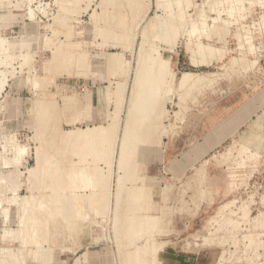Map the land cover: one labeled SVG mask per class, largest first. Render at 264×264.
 Returning <instances> with one entry per match:
<instances>
[{
	"label": "rangeland",
	"instance_id": "rangeland-1",
	"mask_svg": "<svg viewBox=\"0 0 264 264\" xmlns=\"http://www.w3.org/2000/svg\"><path fill=\"white\" fill-rule=\"evenodd\" d=\"M0 1V264H264V0Z\"/></svg>",
	"mask_w": 264,
	"mask_h": 264
},
{
	"label": "bare ground",
	"instance_id": "bare-ground-1",
	"mask_svg": "<svg viewBox=\"0 0 264 264\" xmlns=\"http://www.w3.org/2000/svg\"><path fill=\"white\" fill-rule=\"evenodd\" d=\"M4 1H5V0H4ZM72 1H73V0H72ZM0 3H1V1H0ZM159 3H161V2H159ZM4 4H5V3H4ZM2 5H3V3H2ZM161 5H162V4H161ZM161 5H160V6H161ZM158 6H159V5H158ZM153 25H154V24H153ZM152 27H153V26H152ZM146 28H147V27H146ZM149 28H150V27H149ZM149 28H148V29H149ZM147 31H148V30H147ZM147 31H146V32H147ZM143 32H144V31H143ZM146 34H147V33H146ZM147 36H148V35H147ZM0 41H1V40H0ZM143 41H146V40H144V38H143ZM146 42H147V41H146ZM143 43H144V42H143ZM147 43H148V42H147ZM1 44H2V43H0V48H1V46H2ZM142 45H143V44H141V46H142ZM145 45H146V43H145ZM143 47H144V46H143ZM143 47H142V48L140 47V48L143 49ZM149 48H150V47H149ZM145 49H146V48H145ZM142 51H145V50H142ZM142 51H141V53H142ZM141 53H140V54H141ZM143 53H144V52H143ZM152 53H153V52H152ZM156 53H157V52H156ZM199 53H200V52H199ZM144 54H145V53H144ZM195 54H196V52H195ZM209 54H210V53H209ZM151 56H152V55H151ZM195 56H196V55H195ZM156 57H157V56H156ZM156 57H154V58H156ZM109 58H110V57H109ZM112 58H114V57H112ZM139 58H140V57H139ZM148 58H149V57H148ZM159 58H160V57H159ZM201 58H202V57H201ZM105 59H106V58H105ZM110 59H111V58H110ZM141 59H142V58H141ZM145 60H146V58H145ZM158 60H159V59H158ZM200 60H202V59H200ZM203 60H204V59H203ZM109 61H110V60H109ZM116 61H117V60H116ZM140 61H141V60H140ZM150 61H152V60H150ZM153 61H154V60H153ZM112 62L115 63V60H113ZM112 62H110V63L113 64ZM145 62H146V61H145ZM160 63H161V61H160ZM160 63H158V65H162V64H160ZM138 64H139V63H138ZM141 64H142V63H141ZM141 64H140V65H141ZM156 64H157V63H156ZM163 64H164V63H163ZM103 65H104V64H103ZM140 65H139V66H140ZM144 65H145V64H144ZM144 65L142 64V66H144ZM158 65H156V66H158ZM166 65H167V64H166ZM164 66H165V64H164ZM199 66H200V65H199ZM204 66H205V65H204ZM104 67H105V66H104ZM152 67H155V66L153 65ZM160 67H161V69H164V70H165V68H162L163 66H160ZM194 67H195V65H194ZM138 68H139V67H138ZM140 68H141V67H140ZM143 68H145V67H142L141 69H143ZM167 68H168V67H167ZM141 69H140V70H141ZM147 69H148V67H147ZM151 69H152V68H151ZM151 69H150V67H149L148 70L150 71ZM158 69H160V68H158ZM148 70H146V68H145L146 73L148 72ZM155 70H156V72H157V69H154V71H155ZM133 71H134V70H133ZM151 71H152V70H151ZM154 71H153V72H154ZM159 71H160V70H159ZM143 72H144V71H142V73H143ZM133 73H134V72H133ZM138 73H140L139 70H138ZM146 73H145V74H146ZM150 73H151V72H150ZM160 73H161V72H160ZM165 73H166V72H165ZM136 74H137V73H136ZM145 74H144V77L146 78ZM148 74H149V72H148ZM157 74H158V73H157ZM1 75H2V74H1ZM138 75H139V74H138ZM138 75H137V76H138ZM165 75H166V74H165ZM139 76H142L141 79H142V82H143V78H144V77H143V74H142V75L140 74ZM139 76H138V77H139ZM147 76H149V79H150V80L147 79L148 77L146 78V80H145V78H144L145 81H144L143 83H145L147 80L150 81V82L152 81L151 83H153V85L150 84V83H149L148 85L151 86L150 88L152 89V91H154V88H155V86H156V85H155L156 82L153 81V79L156 80V81H157V79H156V78H151V76L155 77L156 75H155V74H154V75H150V74H149V75H147ZM160 76H162V74H161ZM160 76H159V77H160ZM0 77H1V76H0ZM164 77H166V76H164ZM191 77H192L191 74H188V73L184 74L183 77H182V80H181L182 85L185 84L187 81H189ZM139 79H140V77H139ZM141 79L138 80V81H141ZM151 79H152V80H151ZM158 79H161V78H158ZM135 80H136V79H135ZM159 81H160V80H159ZM162 82H164V81H162ZM122 83H124V82H122ZM126 83H127V82H126ZM138 83H140V82H138ZM138 83H137V85H138ZM143 83H142V85H144ZM146 83H148V82H146ZM154 83H155V84H154ZM3 84H4V83H3ZM157 84H158V82H157ZM0 85H1V84H0ZM119 85H120V84H119ZM142 85H141V86H142ZM154 85H155V86H154ZM135 86H136V84H135ZM135 86H134V87H135ZM141 86H140V87H141ZM146 86H147V85H146ZM149 86H147L146 89H147V88L149 89ZM119 87H120V86H119ZM119 87H118V88H119ZM136 87H137V86H136ZM138 87H139V85H138ZM144 87H145V86H143L142 88H144ZM118 88H117V89H118ZM156 88H157V87H156ZM133 89H134V88H133ZM136 89H137V88H136ZM151 89H150V91H151ZM119 90H120V89H119ZM129 90H130V89H129ZM137 90L139 91V89H137ZM137 90H136V92H138ZM144 90H145V88L143 89V91H144ZM143 91H140V94H141V95H145V94L142 93ZM147 91H149V90H147ZM147 91L145 90L146 93H147ZM120 92H121V91H120ZM128 92H129V91H128ZM154 92H157V91L155 90ZM117 93H118V92H117ZM152 93H153V92H151V93H149V94L151 95ZM161 93H162V92H161ZM147 94H148V93H147ZM147 94H146V95H147ZM153 94H154V96H155V93H153ZM153 94H152V95H153ZM115 95H117V94H115ZM117 96H118V95H117ZM133 96H136V97H134V99H135V98H138V97L140 98V95L138 96V94H137V95H133ZM137 96H138V97H137ZM127 97H128V96H127ZM143 97H144V96H143ZM150 97H151V96H149V98H148V100H147L146 102L149 103V102H151L153 99H155V98L153 97V99L151 98V100L149 101ZM132 98H133V97H132ZM139 98L136 99V100H139ZM141 98H142V96H141ZM141 98H140V99H141ZM146 98H147V97H146ZM117 99H118V98H117ZM119 99H120V98H119ZM136 100H134V101H135L136 103L139 104V101L137 102ZM144 100H145V99L143 98V101H142V102H145ZM135 102H134V103H135ZM142 102L140 101V103H142ZM68 103H69V102H68ZM132 103H133V102H132ZM148 103H147V104H148ZM138 104H137V105L135 104V105H136L135 108H137V106H140L139 108H142V106H143V108H144V107H145L144 105H146V108H147V107H148V108L150 107V106H147V104H144V103H142V106H141V104H140V105H138ZM143 104H144V105H143ZM150 104H152V103H150ZM159 104H160V103H159ZM72 106H73V105H72ZM132 106H133V105H132ZM151 106H152V105H151ZM68 107H69V106H68ZM133 107H134V106H133ZM152 107H153V106H152ZM148 108H147V109H148ZM137 109H138V108H137ZM137 109H136V111H137ZM147 109H146V110H147ZM153 109H154V108H153ZM133 110H134V108H133ZM133 110H132V111H133ZM141 110H142V109H141ZM146 110H145V112H146ZM139 111H140V110H139ZM139 111H138V112H139ZM129 112H130V111H129ZM133 112H134V111H133ZM149 112H150V109H149ZM149 112H147L148 115H149ZM117 113H118V115H119V112H117ZM130 113H131V112H130ZM130 113H128V114H130ZM133 114H135V113H133ZM133 114H131V117H132ZM136 114H137V113H136ZM140 114L142 115V116H141L142 119L139 117V120H141V122H139V120H138V118H137L138 115H139V113H138L136 119L132 117L133 120H134V119H135V120H138V122H135V120L133 121V124H134V125L131 124V125H133V126L135 127L134 129H137L136 127L139 126L140 123H142V122L144 123V121H143V120H145V119H143L144 109H143V114H142V113H140ZM151 114H152V111H151V113H150V116H152ZM148 115H147V116L145 115V117L148 118ZM128 116H129V115H128ZM135 116H136V115H135ZM139 116H140V115H139ZM150 116H149V117H150ZM123 117H124V116H123ZM145 117H144V118H145ZM129 118H130V116H129ZM151 118H152V117H151ZM151 118H149L148 123H149L150 121H152V120H150ZM130 119H131V118H130ZM127 120H128L127 122H130V121H131L130 123H132V120H130V121H129V119H127ZM146 120H148V119H146ZM146 120H145V121H146ZM118 121H119V120H118ZM130 123H129V124H130ZM138 123H139V125H137ZM143 123L141 124V127H145V126H147V128L150 127L149 125H147V124H145V123H144L145 126H142ZM153 123H154V122H153ZM126 124H127V123H126ZM129 124H127V125L129 126ZM151 124H152V123H151ZM131 125H130V126H131ZM135 125H137V126H135ZM125 126H126V125H125ZM128 126L125 127L127 130H129V129H128ZM130 126H129V127H130ZM116 127H117V126H116ZM116 127H115L114 129H116ZM151 127H152V126H151ZM91 128H92V127H91ZM125 128H124V129H125ZM131 128H132V129H131L132 131L130 130V132H129V131L127 132V131L124 130V132H126V133H124V135H123L124 137L122 138V141H121L120 160H119V163L117 162V163H118V169L121 170V171H125L128 167L131 166V165L128 166V162H130L129 160H131V158H133L132 155H133V154L137 151V149H138V147H137V148L135 147V148H136V151L133 153L132 150H130V149H132L133 147L131 148V146H128V145H130V144H132V143H134V145H135V144H137L136 142H137L139 139L141 140L140 137H137V136H136L138 133H137L136 131L133 130V127H131ZM147 128L145 129V132H148V133H149L150 130L146 131ZM100 129H101V128H100ZM139 129H140V128H139ZM139 129H138V132H140V134H142V133H143V132H141L142 129H141L140 131H139ZM148 129H150V128H148ZM95 130H97V129H95ZM98 130H99V129H98ZM98 130H97V131H98ZM102 130H103V129H102ZM104 130H105V129H104ZM75 131H76V130H75ZM97 131H93V129H88V130H81V131L79 130V131H76L74 134H73V132H72V133L70 132V136H69L68 139H66V140H69V141L75 140V141H77V143H78V140H80L79 143H81V142L84 141V140H89V141H90V138H92L91 140H93V139H94V140H97V139L99 140V138H97V137H99V136L96 137L97 139H95V138H93V137H95V135H97V134H99V135L102 134V136H103V134H104L103 132H105V131L101 132V134H100V132H99V131H101V130L98 131L99 133H97ZM114 131H115V130H114ZM145 132H144V133H145ZM108 133H109V132H108ZM136 133H137V134H136ZM144 133H143V134H144ZM66 134H67V133H66ZM71 134H73V135H71ZM115 134H116V133H115ZM129 134H130V135H129ZM104 135H105V134H104ZM109 135H110V133H109ZM125 135H127V137H126ZM138 135H139V134H138ZM144 135H145V134H144ZM139 136H141V135H139ZM65 138H66V137H65ZM137 138H139V139H137ZM81 139H82V141H81ZM66 140H65V141H66ZM94 140H93V143L90 142V144H92V147H94V146H93V145H94ZM101 140H102V137H101ZM114 140H115V139H114ZM140 140L138 141V143H140ZM69 141H68V142H69ZM89 141H86V143L89 142ZM105 141H106V140H105ZM84 142H85V141H84ZM128 142H129V143L131 142V143L128 144V145H126ZM70 143H71V142H70ZM72 143H73V141H72ZM95 143L97 144L96 141H95ZM74 144H75V143H74ZM81 144H82V143H81ZM84 144H85V143H84ZM87 144H88V143H87ZM96 144H95V147L97 146V148H98V145H96ZM98 144H100V143H98ZM113 144H114V143H113ZM119 145H120V144H119ZM119 145H118V146H119ZM125 145H126V146H125ZM138 145H139V144H138ZM79 146H80V145H79ZM88 146H89V144H88ZM128 147H130V149H127ZM88 148H89V147H88ZM90 148H91V147H90ZM97 148H96V149H97ZM86 149H87V148H86ZM96 149L93 148V151L96 150ZM103 149H104V148H103ZM19 150H20V149H19ZM21 150H22V149H21ZM89 150H90L89 153L92 152V148L89 149ZM99 150H100V149H99ZM128 150L130 151V153H128ZM133 150H134V149H133ZM17 153H18V154H17V157H18L19 155H21V154L23 153V151H19V152H17ZM92 153H93V152H92ZM131 153H133V154H131ZM8 154H9V153H8ZM95 154H96V153H95ZM112 154H113V153H112ZM87 155H88V154H87ZM93 155H94V154H93ZM89 156H91V158H92V154H90ZM133 156H134V158H135V154H134ZM15 157H16V156H15ZM95 157H96V156L94 155V158H95ZM94 158H93V159H94ZM134 158H133V159H134ZM11 159H12V158H11ZM133 159H132V160H133ZM85 160H86V159H85ZM132 160H131V162H132ZM9 161H10V160H9ZM93 161H96V159L93 160ZM115 161H116V160H115ZM10 162H11V161H10ZM38 162H39V161H38ZM93 163H95V162H93ZM5 164H6V163H5ZM41 165H42V164H41ZM4 166H5V165H4ZM37 166H39V165H37ZM127 166H128V167H127ZM36 168H37V167H36ZM36 168H35V169H36ZM38 168H40V167H38ZM33 169H34V168H33ZM37 170L39 171V169H37ZM37 170H36V171L33 170V173L36 174L35 176L38 175V174H37V172H38ZM0 171H1V170H0ZM2 171H3V170H2ZM11 172H12V171H11ZM31 172H32V171H31ZM31 172H30V173H31ZM15 173H16V172H14L13 175H15ZM10 174H11V173H10ZM30 175H32V174H30ZM33 175H34V174H33ZM33 175H32V177H33ZM27 176H28V175H27ZM35 176H34V177H35ZM3 177H5V176H3ZM3 177H2V175H1L0 178H3ZM8 178H9V177H8ZM8 178L6 177V179H8ZM4 179H5V178H4ZM32 179H33V178H32ZM8 180H9V179H8ZM0 181H2V180H0ZM119 181H120V183H123V181H122L121 179H120ZM4 182H5V180H4ZM7 182H8V181H7ZM120 183H119V191H118V193L121 191V187H122V185H121ZM117 184H118V183H117ZM115 186H116V185H115ZM117 190H118V189H117ZM1 195H2V194H1ZM1 198H2V197H1ZM21 200H23V199H21ZM27 200H28V199H27ZM24 201H25V200H24ZM20 203H22V202H20ZM27 203H28V202L24 203V205H26ZM29 204H30V202H29ZM29 204H28V205H29ZM24 205H22V207H23ZM20 206H21V205H20ZM20 206H19V210L22 208V207L20 208ZM26 206H27V205H26ZM28 207H29V206H28ZM24 209H26V207H25ZM21 210H22V209H21ZM21 210H20V212H22ZM23 211H25V210H23ZM21 214H24V212L21 213ZM19 217H20V216H19ZM20 218H21V217H20ZM21 220H22V218H21ZM21 220H19V221H21ZM22 221H24V220H22ZM20 224H21V223H20ZM20 224H19V226L22 225V224H21V225H20ZM23 224H24V223H23ZM21 227H22V226H21ZM14 232H15V231H14ZM18 233H19V231H18ZM18 233H17L16 235H19ZM13 235H14V234H12L11 232H7V231H4V230H3V232H2L1 235H0V240L3 242V241H6V240H9V239H11V238H12V239H15V238H13ZM21 236H22V235H21ZM17 238H18V237H17ZM5 251H6V249H5ZM0 253H1V250H0ZM6 253H7V252H6ZM8 254H9V253H8ZM2 255H4V254H2ZM0 256H1V255H0ZM5 256H6V255H5ZM7 256H8V255H7ZM7 256H6V257H7ZM11 256H12V255H11ZM2 257H3V256H1V258H2ZM12 258H13V256H12ZM3 259H4V258H3ZM4 261H5V260H4Z\"/></svg>",
	"mask_w": 264,
	"mask_h": 264
},
{
	"label": "built area",
	"instance_id": "built-area-1",
	"mask_svg": "<svg viewBox=\"0 0 264 264\" xmlns=\"http://www.w3.org/2000/svg\"><path fill=\"white\" fill-rule=\"evenodd\" d=\"M3 165H4V164H3V163H1V166H2V167H3ZM5 170H7V168H6Z\"/></svg>",
	"mask_w": 264,
	"mask_h": 264
},
{
	"label": "crops",
	"instance_id": "crops-1",
	"mask_svg": "<svg viewBox=\"0 0 264 264\" xmlns=\"http://www.w3.org/2000/svg\"><path fill=\"white\" fill-rule=\"evenodd\" d=\"M23 165H26V161H24Z\"/></svg>",
	"mask_w": 264,
	"mask_h": 264
}]
</instances>
